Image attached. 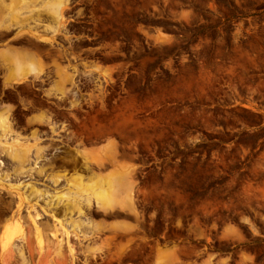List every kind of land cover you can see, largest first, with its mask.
<instances>
[{"label":"rangeland","instance_id":"obj_1","mask_svg":"<svg viewBox=\"0 0 264 264\" xmlns=\"http://www.w3.org/2000/svg\"><path fill=\"white\" fill-rule=\"evenodd\" d=\"M81 1L10 0V18L25 24L33 4L41 17L50 6L52 45ZM87 2L94 40L74 61L97 64L90 72L103 69L106 92L119 83L122 97L106 107L104 147L89 151L90 174H104L89 204L113 216L151 197L153 221L169 223L156 264H264V113L226 108L230 83L264 78V0ZM21 227H0V264H49Z\"/></svg>","mask_w":264,"mask_h":264},{"label":"flooded vegetation","instance_id":"obj_2","mask_svg":"<svg viewBox=\"0 0 264 264\" xmlns=\"http://www.w3.org/2000/svg\"><path fill=\"white\" fill-rule=\"evenodd\" d=\"M9 1L0 0V227L20 223L36 262L156 264L154 244L166 243L169 223L153 221L151 197L113 216L89 204L90 184L104 177L90 174L89 151L104 147L106 107L119 108L122 97L119 83L113 94L106 92L103 69L90 72L97 64L74 61L73 54L89 51L78 44L94 40L87 36V0L68 8L67 34L52 45L42 41L56 36L47 29L50 6L41 17L42 5L33 4L30 20L21 24L10 18L16 9ZM79 11L85 15L77 20ZM24 55L34 62H21ZM226 89L227 113H264V78ZM235 96L247 104H234ZM184 263L178 255L177 264Z\"/></svg>","mask_w":264,"mask_h":264},{"label":"crops","instance_id":"obj_3","mask_svg":"<svg viewBox=\"0 0 264 264\" xmlns=\"http://www.w3.org/2000/svg\"><path fill=\"white\" fill-rule=\"evenodd\" d=\"M19 59H20V57H18ZM20 61V60H19ZM21 62H23L24 64H27V63H32V62H34V60L33 59H31V57H27V56H25L24 55V57H23V59L21 60ZM25 67V69L27 68V67H29V66H24ZM186 261V260H185Z\"/></svg>","mask_w":264,"mask_h":264},{"label":"bare ground","instance_id":"obj_4","mask_svg":"<svg viewBox=\"0 0 264 264\" xmlns=\"http://www.w3.org/2000/svg\"><path fill=\"white\" fill-rule=\"evenodd\" d=\"M104 198V197H103ZM107 199V198H106Z\"/></svg>","mask_w":264,"mask_h":264}]
</instances>
